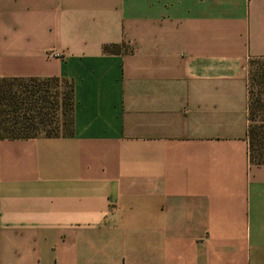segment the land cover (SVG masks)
Wrapping results in <instances>:
<instances>
[{
  "label": "crops",
  "instance_id": "obj_1",
  "mask_svg": "<svg viewBox=\"0 0 264 264\" xmlns=\"http://www.w3.org/2000/svg\"><path fill=\"white\" fill-rule=\"evenodd\" d=\"M253 59L264 0H0V81L74 102L72 135L0 138V264H264Z\"/></svg>",
  "mask_w": 264,
  "mask_h": 264
},
{
  "label": "trees",
  "instance_id": "obj_2",
  "mask_svg": "<svg viewBox=\"0 0 264 264\" xmlns=\"http://www.w3.org/2000/svg\"><path fill=\"white\" fill-rule=\"evenodd\" d=\"M119 51L117 45L104 47V52L108 54H117ZM250 66V161L255 166H264V59H253ZM52 83L60 87L59 79L40 81L5 78L0 81L1 139L27 140L72 135V87L67 84L66 92H60L57 106L61 114L55 119L52 116L55 109L50 92Z\"/></svg>",
  "mask_w": 264,
  "mask_h": 264
},
{
  "label": "rangeland",
  "instance_id": "obj_3",
  "mask_svg": "<svg viewBox=\"0 0 264 264\" xmlns=\"http://www.w3.org/2000/svg\"><path fill=\"white\" fill-rule=\"evenodd\" d=\"M45 87L47 86L46 84L44 85ZM51 89V94H52V101L55 103V109L52 112V116L55 119H58L60 117L61 114V110L60 108L57 106L58 103V98L60 97V92L63 94L66 92V89L63 87L62 90H60V88L57 86L56 83H52V87ZM61 98V97H60Z\"/></svg>",
  "mask_w": 264,
  "mask_h": 264
},
{
  "label": "built area",
  "instance_id": "obj_4",
  "mask_svg": "<svg viewBox=\"0 0 264 264\" xmlns=\"http://www.w3.org/2000/svg\"><path fill=\"white\" fill-rule=\"evenodd\" d=\"M57 56H59V55H57Z\"/></svg>",
  "mask_w": 264,
  "mask_h": 264
}]
</instances>
